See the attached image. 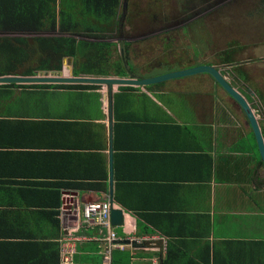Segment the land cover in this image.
<instances>
[{"label":"crops","instance_id":"1","mask_svg":"<svg viewBox=\"0 0 264 264\" xmlns=\"http://www.w3.org/2000/svg\"><path fill=\"white\" fill-rule=\"evenodd\" d=\"M8 1L0 0V13H55L58 22L53 33L46 24L41 34L1 38H74L104 47L106 62L124 63L123 76L114 67L81 76L153 78L162 75L152 73L163 64L158 57L184 54L163 45L152 58L145 32L156 26L129 21L173 8L171 0ZM203 65L214 66L194 60L181 70ZM59 72L74 76V58L64 57ZM182 79L173 88L115 87L112 95L106 86L0 85V264H61L68 234L81 236L78 264H102L105 229L85 226L79 213L108 199L123 212L113 230L126 245L112 251V264H264V163L255 134L211 76ZM168 95L182 108L158 97Z\"/></svg>","mask_w":264,"mask_h":264},{"label":"rangeland","instance_id":"2","mask_svg":"<svg viewBox=\"0 0 264 264\" xmlns=\"http://www.w3.org/2000/svg\"><path fill=\"white\" fill-rule=\"evenodd\" d=\"M171 1L173 8L164 5L152 14H131L129 19L130 22L153 23L157 27L145 32L152 58L157 59L159 51L156 49L163 45L180 47L184 52L174 57L172 54L158 57L163 59V64L152 73L164 75L182 71V66L194 60L212 63L234 89L247 96L258 123L264 124V0ZM121 54V48L117 47L116 57ZM34 58L32 66L38 65L39 57ZM245 70L250 73L249 79L238 78ZM196 76L186 80L191 82ZM178 80L183 79L162 84L173 88ZM158 97L163 103L183 106L176 95Z\"/></svg>","mask_w":264,"mask_h":264},{"label":"trees","instance_id":"3","mask_svg":"<svg viewBox=\"0 0 264 264\" xmlns=\"http://www.w3.org/2000/svg\"><path fill=\"white\" fill-rule=\"evenodd\" d=\"M8 1V0H4ZM7 5V3H6ZM5 5V7H6ZM9 5V1H8ZM9 10V9H4ZM63 16H60L62 23ZM58 16L55 13L43 15H13L9 12L0 13V33L3 34H41L43 28L50 25L56 31ZM104 47L78 42L74 38L59 36H35L26 38H0V76H35L38 71L59 72L62 70L64 57L74 58V76L95 75L107 76L110 68H115V74L123 76L124 63L106 62L101 55ZM38 56V65L32 66L31 60ZM240 77L245 79L246 74L240 72ZM5 86H39L17 85ZM59 87L100 88L97 85H56ZM219 86V85H218ZM152 87V86H147ZM132 89L134 87H120ZM261 157V156H260Z\"/></svg>","mask_w":264,"mask_h":264},{"label":"water","instance_id":"4","mask_svg":"<svg viewBox=\"0 0 264 264\" xmlns=\"http://www.w3.org/2000/svg\"><path fill=\"white\" fill-rule=\"evenodd\" d=\"M130 74L131 77L129 78H105L92 76L64 77L61 75V72H53L50 75L48 72H40V74L37 76H1L0 85H97L106 86L112 95L113 89L115 87H147L151 85L162 84L172 79H182L190 76L207 74L213 78L217 85L225 90L230 98L234 100L246 114L249 125L252 128L257 140L261 160L264 163V137L262 135L258 120L247 100L232 87V85L221 74L219 68L203 65L153 78H137L132 72ZM111 202L113 203V199ZM111 219L113 226L122 225V210L112 208Z\"/></svg>","mask_w":264,"mask_h":264},{"label":"built area","instance_id":"5","mask_svg":"<svg viewBox=\"0 0 264 264\" xmlns=\"http://www.w3.org/2000/svg\"><path fill=\"white\" fill-rule=\"evenodd\" d=\"M80 217L87 227H101L105 229L102 242L105 245L101 251L102 264H112V251L125 249L126 245L117 233L113 230L112 204L110 200L87 202L80 208ZM81 236L68 234L61 242L62 258L61 264H78L76 255L78 243Z\"/></svg>","mask_w":264,"mask_h":264}]
</instances>
